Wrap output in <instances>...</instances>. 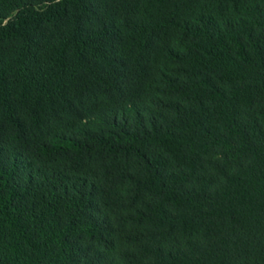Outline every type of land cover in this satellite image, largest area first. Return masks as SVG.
Listing matches in <instances>:
<instances>
[{
	"label": "trees",
	"instance_id": "trees-1",
	"mask_svg": "<svg viewBox=\"0 0 264 264\" xmlns=\"http://www.w3.org/2000/svg\"><path fill=\"white\" fill-rule=\"evenodd\" d=\"M0 264H264V0H0Z\"/></svg>",
	"mask_w": 264,
	"mask_h": 264
}]
</instances>
